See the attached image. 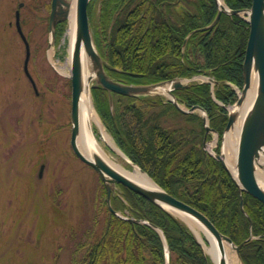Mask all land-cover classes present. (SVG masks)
Masks as SVG:
<instances>
[{
  "label": "trees",
  "instance_id": "obj_1",
  "mask_svg": "<svg viewBox=\"0 0 264 264\" xmlns=\"http://www.w3.org/2000/svg\"><path fill=\"white\" fill-rule=\"evenodd\" d=\"M175 1L91 0L87 6L90 22L97 8L99 15L93 41L112 67L107 69L108 76L120 84L211 78L213 85L190 82L173 94L186 108L204 110L220 143L227 122L225 107L237 100L233 87L242 88L248 23L240 16L223 13L214 27L190 34L213 21L216 3L211 1L208 8L206 0H196L189 16L173 9ZM223 1L236 11L249 9L252 3ZM64 26H56L54 44ZM91 95L103 125L132 164L165 192L201 212L235 245L244 242L238 253L241 264H264V205L240 194L222 164L205 152L210 134L198 114L183 113L158 95L113 94L109 102L101 87L92 88ZM100 187L103 200L94 203L90 222L67 235L68 264H164V243L169 264H212L179 219L119 186L120 192L111 197V208L141 221L132 223L107 209L105 190Z\"/></svg>",
  "mask_w": 264,
  "mask_h": 264
},
{
  "label": "rangeland",
  "instance_id": "obj_2",
  "mask_svg": "<svg viewBox=\"0 0 264 264\" xmlns=\"http://www.w3.org/2000/svg\"><path fill=\"white\" fill-rule=\"evenodd\" d=\"M19 3L23 4L20 26L30 50L27 69L37 94L23 72L25 48L14 25ZM49 5L50 0H0V264H68L69 231L90 222L94 203L103 200L99 177L70 148L71 85L68 76L59 71L66 67L68 57L67 21L54 44L48 32ZM97 11L90 22L91 33L98 23ZM181 80L186 84L207 81L201 76ZM158 89L147 96L165 99L166 93ZM89 92L95 110L91 89ZM233 106H226L227 112ZM192 113L201 116L200 111ZM239 124L238 119L232 129ZM232 129L229 132H234ZM91 132L113 161L133 169L111 149L94 123ZM227 132L223 130L224 136ZM216 139L219 141L211 132L204 147L207 152L217 150L235 161L238 136L225 151L224 137L217 142V149ZM260 172L264 173V167H256V174ZM258 183L264 189V179L259 178Z\"/></svg>",
  "mask_w": 264,
  "mask_h": 264
},
{
  "label": "water",
  "instance_id": "obj_3",
  "mask_svg": "<svg viewBox=\"0 0 264 264\" xmlns=\"http://www.w3.org/2000/svg\"><path fill=\"white\" fill-rule=\"evenodd\" d=\"M89 1L90 0H75V33L71 52L70 76H68L71 85V131L69 143L74 156L80 162L90 167L97 174L105 190V201L107 208L116 216L126 219L132 223L141 222L132 218L122 217L111 208V196L114 195L116 191H119L118 186H122L124 188H127L131 192L143 197L151 204L159 206L174 217L176 216L168 211L164 206H167L174 211L182 212L183 214L194 218L215 237L218 244L221 240H224L227 244H229V246L235 251L238 257L239 249L244 242L239 245H235L227 236L221 234L201 212L165 192L156 183H154L151 178L150 179L153 183V186L148 188L142 187L128 177L113 170L96 154H92V158L89 159L80 152L76 143V139L79 132V101L84 88L90 91V89L92 88L101 87L108 93V98L110 101L112 98V94H117L125 97L147 96L152 91H155L157 88H159V86L168 84L169 87L166 88L165 93L171 98L172 104L183 113L200 111L205 132H214L209 128L207 116L202 108L193 106L189 109L183 110L178 105L172 91L186 86V84H183L180 80L174 79L171 81L151 85H125L114 81L106 74L105 70L112 69V67L101 59L100 55L95 49L87 15V6ZM71 2L72 0L50 1L48 32L52 41H54L55 38V29L57 24L65 22L68 19ZM22 5L23 4L20 3L18 7L21 8ZM217 6L218 10L214 20L208 26L193 30L190 34L214 27L222 13H226L229 15H239V13L242 12L246 16L245 20L248 23L249 28L248 38L244 51V58L242 62V88L238 94L233 108L228 111L224 133L232 129L235 122L240 118V109L246 101L248 90L250 88V76L252 71H255L257 73V88L254 98L252 99L250 105L245 110L241 118V123L238 130V141L235 149L236 179L232 176V174L226 167L223 160L224 155L222 152L214 153L212 154V156L222 164V166L231 176L232 180L238 186L240 194L245 193L264 205V189L260 186L256 178V167H264V160H261V157H264V0H252L250 8L242 11L223 9V6L221 4H218ZM15 26L20 38L24 43L26 51L24 60V72L26 76L30 78L27 71L29 46L20 28L18 10L15 11ZM186 40L187 38L184 40L183 45H185ZM82 52H84L89 58L91 64V73L93 74L86 80H83L82 77ZM92 80H94V84L90 85V82ZM208 80L214 83L212 80ZM34 89L36 90L35 86ZM123 157L127 159L124 155ZM127 161L132 166H135L130 163L128 159ZM41 171L42 167L40 168L39 177H41ZM242 205L243 204L241 200L240 207H242ZM179 220L182 221L181 219ZM142 223L145 222L142 221ZM183 223L187 226L185 222ZM158 232L160 233L164 242L162 233L159 230ZM193 235L199 245L202 247L197 236L195 234ZM164 247V264H169L168 252L165 243ZM207 257L212 264H215L209 256ZM217 264H226L225 253L221 246L219 248Z\"/></svg>",
  "mask_w": 264,
  "mask_h": 264
},
{
  "label": "bare ground",
  "instance_id": "obj_4",
  "mask_svg": "<svg viewBox=\"0 0 264 264\" xmlns=\"http://www.w3.org/2000/svg\"><path fill=\"white\" fill-rule=\"evenodd\" d=\"M74 33H75V0H72L71 5H70L68 19H67V29H66V36L68 37L67 63H66L65 68L59 70L66 76H69L70 68H68V65H70V61H71V52H72V46H73V41H74ZM81 65H82V77H83V80H86L93 74L91 73L90 60L84 52H82V56H81ZM166 88L161 86L159 87L158 90H160V92L165 93ZM256 88H257V73L255 71H252L251 76H250V88L248 90V95L246 97V101L244 105L240 109L239 123H241V118L245 110L248 108L252 99L254 98V95L256 93ZM93 123L98 127L102 138L109 143V146L111 147V149L116 154L123 157L122 153L110 141L109 136L104 131L103 126L100 123L96 115V112L93 108L90 92L89 90L84 88L80 96V101H79V132H78V136L76 139V143L78 145L80 152L89 159L92 158V154H96L116 172L128 177L129 179H131L132 181H134L135 183L139 184L142 187H147V188L152 187L153 180L151 181L150 177L146 173L142 172L138 167L133 166V169L127 170L123 166L118 164L117 162L113 161L104 152L100 144L97 142V140L92 135L91 129H92ZM239 126L236 125L234 128L235 130L232 129L234 130V132L228 131L225 134L224 140H223V150L224 151H225V148H227L230 143L232 144L231 140L232 139L234 140L235 136H238ZM234 155H235V152H234ZM223 160L225 162L226 167L232 174V176L236 179V169H235L234 159H231L228 156H224ZM261 160L263 161L264 157H261ZM256 178L258 182H259V178L264 179V173H261V172L257 173ZM164 207L168 211H170L173 215H175L177 218L181 219L183 222L187 224V226L190 228L188 229L192 232V234H195L197 238L199 239V242L201 243L203 247L204 254L206 256H209L215 264H217L220 246L224 250L226 264H239V259L235 251L224 240H221L220 243L218 244L215 237L211 233H209L194 218L186 214H183L182 212L174 211L167 206H164ZM200 233L203 234L204 238L201 237Z\"/></svg>",
  "mask_w": 264,
  "mask_h": 264
},
{
  "label": "flooded vegetation",
  "instance_id": "obj_5",
  "mask_svg": "<svg viewBox=\"0 0 264 264\" xmlns=\"http://www.w3.org/2000/svg\"><path fill=\"white\" fill-rule=\"evenodd\" d=\"M195 1L196 0H176L175 2H173V9H175L179 13H186L187 15L191 16L189 9L193 6L192 3H194ZM206 1H207L206 3L208 5V8H211V1H213V0H206ZM166 2L167 1H165L163 3H166ZM98 18H99V15H98ZM15 30H16V27H15ZM99 55L103 61H105L108 65H110L108 63V61L106 60V58L101 53H99ZM23 72H24V70H23ZM25 76H26V74H25ZM29 76H30V74H29ZM26 77L29 80V83L31 84V87L34 90L35 94H37V90L34 89V86L36 88V85H35V82L33 81L32 77L30 76L31 80L28 76H26Z\"/></svg>",
  "mask_w": 264,
  "mask_h": 264
}]
</instances>
